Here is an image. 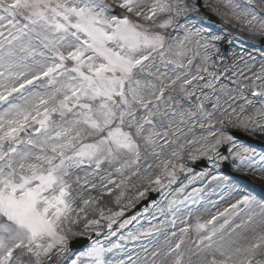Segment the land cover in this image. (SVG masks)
Here are the masks:
<instances>
[{
  "label": "snow or ice",
  "instance_id": "6c2138e0",
  "mask_svg": "<svg viewBox=\"0 0 264 264\" xmlns=\"http://www.w3.org/2000/svg\"><path fill=\"white\" fill-rule=\"evenodd\" d=\"M116 3L126 14L116 13L106 0H0V106H3L0 107V264H48L54 249L57 254L67 251L68 234H78L64 227L66 222H77L71 219L76 211L73 184H81L78 175L72 179L75 170L87 167L98 173L105 163L118 164L114 170L123 175L126 169L138 165L141 142L151 149L152 155L158 156L157 147L163 148L158 144L157 138L162 133L155 118L169 114L161 112L158 103L164 99L167 86L157 87L148 77L153 75L157 58L176 68L184 65L167 55L172 45L153 26L168 28L173 24V15L160 23L157 18L199 11L202 3L200 0L182 6L173 0H116ZM224 6L234 13L238 7L231 0ZM242 15L251 17L247 23L252 28L259 25L264 32V16L247 8ZM256 78L264 80V65ZM184 82L192 83L188 79ZM213 86L214 81L210 80L201 87ZM252 94L264 97V90ZM198 107L203 109V104ZM171 114L177 115L175 111ZM231 139L221 132L206 154L216 152L217 145ZM245 159L247 156H240L237 170H250L264 180V163L258 169L246 168L241 166ZM170 163L162 164V172L172 183L176 176L174 165L173 171H169ZM180 170H185L183 165ZM107 179L116 183L111 174ZM150 182L162 184L159 176ZM242 183L257 191L251 182ZM259 191L261 200L251 194L242 195L223 211L194 225L195 250L188 251L200 258L199 264H264V189ZM83 203L87 206L92 201L85 199ZM256 207L261 209L258 230L253 229V235L243 245L225 241L223 233L233 218L244 213L250 222ZM79 210L82 212L84 208ZM100 216L104 218L102 211ZM107 219L111 228L112 218ZM98 224L93 219L84 227ZM181 231L186 233L188 229ZM181 244L183 240L173 249L177 255L172 264H186L184 254L179 251ZM111 251L112 248L93 244L71 264H109L104 254Z\"/></svg>",
  "mask_w": 264,
  "mask_h": 264
},
{
  "label": "rangeland",
  "instance_id": "374dc122",
  "mask_svg": "<svg viewBox=\"0 0 264 264\" xmlns=\"http://www.w3.org/2000/svg\"><path fill=\"white\" fill-rule=\"evenodd\" d=\"M179 1H181V5L184 3H196V0H173V2L177 4H179ZM247 1L252 2V4L258 2V0ZM106 2L111 4L112 8L120 9L116 0H106ZM201 3V10L185 13V15H187L185 19L189 22L190 32L193 30L200 32L205 42H208L210 36L203 34V32L209 33L211 32L209 29L214 28L215 30H219V33L224 34L223 40L227 39L226 43L228 42L230 44L225 45L227 46V50L231 44H235L236 48L241 52V48L244 47L243 43H246L248 45H255V48L260 52V49L256 46L257 42L255 43L251 40V35L248 37L244 30L239 31L237 26H233L232 23H222L224 17H228L229 13L233 12L232 8L224 6L228 3V0H201ZM231 3L238 6L235 13H233L243 17L242 20L246 18L242 15L245 8L257 14V10L246 7V3H244L243 0H231ZM169 15H173V17L176 16L175 14L161 15L157 18V23L163 22ZM132 19H135V17H132ZM141 22L145 24L150 23ZM173 22L176 23L177 20ZM177 26L178 27L170 33L167 31L171 26L168 28H157L153 26V30L164 35L166 37V43L172 45V49L175 47L176 52L181 51L183 53L181 56H175L173 54L171 58L179 60L184 67L176 69L175 65H161L157 67V69L164 74L175 69L176 72H178L179 69L187 71L189 69L191 75H197L203 77V79L192 82L195 86L193 88L194 95H192V97L183 95L180 100L178 96H176L175 99L172 98L169 90L170 81H152L157 87L167 86L164 92V99L158 102L160 104V111H167L169 113L168 116H172V111L177 112L176 118L186 120L192 124V126L196 128L198 135L204 136L205 134L209 135L210 132H216L217 136L210 135L208 139L192 141L191 143H195L196 146L190 147L188 152H186L184 144L180 143L184 141L185 137H180V142L178 141L179 144L174 142L171 138L163 137L164 144L172 141L171 145L167 146V158L160 156L159 159L154 162L147 159L148 155H152L151 149H146L141 142V159L138 165H133L132 168L126 169L123 175L116 173L114 170V167L119 166L118 164L110 166L105 163L101 166L98 173L93 172L92 169H88L87 167L75 170L74 175H78L81 178V184L78 187L77 184H73V196L77 191L79 192L80 198L74 196L75 203L73 207L76 211L71 214V219L77 222H66L64 227L66 230L70 228L72 232L78 233L77 235L69 233L68 239L73 237H85L90 241L85 248L77 252L70 251L68 247L67 251L57 254V250L54 249L52 255H54L55 258L49 264H71V260L75 259L77 255L87 250V248L91 247L93 244L98 247L102 246L106 249L112 248L111 252H105L104 254V259L109 262V264H120L121 261H123V264H172L177 255L176 251H173L176 244L183 240V244H181L179 251L184 254V245L193 246V241L197 240V234L194 231V225L197 222L208 220L212 215L229 207L231 203H234L242 195L251 194L256 196L258 200L262 199L258 196V192H260L259 189H264V180L258 179L250 170H237L236 165L241 164L240 156H247V159H245L241 165L242 167L258 169L261 167V164L264 163V159H262L264 158V97L254 96L252 94L254 91H261L264 89L261 86L251 87L247 85L245 83L247 81H245L238 84V87L242 90V93H239L238 89H232L230 85H237L236 82L241 75H248L254 70H262V65H264V53L261 51L262 53L260 52L258 57H255V61L250 63L248 67L243 70V73H240L236 69L241 63L237 64V62H230L228 60L225 64L227 65L225 69L227 68L226 70H229V72L226 71L225 74L226 80L228 81L225 83L222 81H214V86L212 88L204 89L201 86L209 82L207 81L208 77L213 78L214 76H220V74L214 72V70L209 71V69L215 68H210L213 60L212 58L216 54L214 45H210V47L207 45L206 47L207 50L211 51V63L205 61L206 64H199L201 62L198 63L197 55H195L197 47L191 49L192 41L182 30V22ZM251 31H253L252 36H254L253 39L255 40L259 41L261 37H264V32L259 29V25H257L256 28H252L249 25L247 32ZM190 32L189 34H191ZM260 35L262 36L260 37ZM185 37H187V39ZM191 38H193V36H191ZM248 54V50L245 51V56H248ZM157 60L160 59L157 58ZM187 60H191V64H186ZM161 67H167L168 69L165 72ZM204 69H207V71H204ZM222 86L227 88L226 94L222 91ZM209 91L211 95L215 94L216 96L212 101H209L207 97ZM246 93H250V95L247 96ZM238 94H242L243 99L247 97L249 100L257 102V105L248 106L252 109L253 115H248L245 121L244 119L241 121L228 119L225 122H221L219 116L216 115V110L217 107L220 106L221 100L223 99L226 101V104H228V102L232 104V97H237ZM202 96L205 97V101L199 102L197 97L199 98ZM211 102L215 105V109L214 105L212 108ZM200 103L203 104V109L198 107ZM242 107L244 106H241V109ZM153 111H155V109H153ZM164 118L165 117L159 116L155 118L157 128L162 133L158 138H161L165 132L166 126H164V124L162 125L163 121H161ZM257 118L261 119L262 126L260 130L252 132L248 129V121ZM201 125H203V127ZM169 129H172V127H169ZM221 132L231 136L232 139L217 145L216 152L206 154L215 140L219 138ZM234 132L238 135L246 136L252 143L235 140V137L232 136ZM222 148H224V152H221ZM156 151L160 153L157 149ZM173 152L178 153V156H174ZM209 155L212 156V159H209ZM217 155H219V158ZM192 157H196V159L193 160ZM222 157H227V159L225 160ZM201 160L208 162L207 168L195 169L193 166L194 163ZM168 161L171 162L169 164V171H173L172 166H175L174 171L176 179L172 183H169L171 178L164 176L162 172V164ZM184 162L189 165L184 166ZM223 164L227 166L229 164L231 174L235 175V177H225L220 174ZM149 165H151L150 168ZM180 165L184 166V171L180 170ZM134 171L135 174H133ZM109 174H111V179L115 180V184L108 182L107 177H109ZM157 176L161 179V185L150 182ZM213 176H221L225 179L217 181L212 179ZM101 177H105V179ZM85 180L87 181L86 184ZM244 181L256 185L257 191H253L250 187H245L242 183ZM223 182L229 184V186L227 185V188L226 186H222L221 184ZM93 184L95 187H92ZM233 187L236 190H232ZM86 188H92L93 190L90 198H87V200L92 201V203L87 206L83 203L85 199L81 198L82 194L84 195L85 192H87L85 190ZM224 188H226L229 193H227ZM197 189L200 190L199 193H197ZM148 190L155 194V198L149 202L147 207H142L141 211L130 213L134 205L146 198L145 193ZM176 190L177 192H175ZM141 192L144 193L143 196L140 195ZM118 197L119 202H117ZM173 201H175V203L169 207L170 202ZM80 208H84V211L81 212L79 210ZM101 211L103 212L104 218L100 216ZM113 213H122V215L118 217L114 216ZM260 216L261 214L257 212V208H255L251 214L250 222L249 217L244 213H241L239 217L233 218V223L223 233L224 240L236 242L240 245L245 244L246 238H250L253 235V229L258 230L261 221ZM108 217H111L113 221L111 228L108 227ZM93 219L98 220L99 224L90 225L85 229V223ZM123 221L128 222L126 226H121ZM220 222H222V220L218 221V223ZM236 225H240V227H236ZM183 228H187L188 231L186 233L182 232L181 229ZM129 234L136 237V239L130 238ZM121 237H124V239H121ZM186 241H188V243H186ZM117 244L120 245V247H113V245ZM163 247L165 251H169L167 254H170L172 257L163 253ZM199 259L192 263L199 264Z\"/></svg>",
  "mask_w": 264,
  "mask_h": 264
},
{
  "label": "bare ground",
  "instance_id": "6f19581e",
  "mask_svg": "<svg viewBox=\"0 0 264 264\" xmlns=\"http://www.w3.org/2000/svg\"><path fill=\"white\" fill-rule=\"evenodd\" d=\"M246 3H249V2H246ZM243 5H245V4H243ZM250 5H251V7H256L259 14L261 12V15L264 16V3H262L261 0H260V2L258 0L257 3L250 4ZM245 6L248 7L247 5H245ZM242 18L243 17H240V16H238L232 12V13H229L228 17H224V19L222 20V23H228V22L233 21L234 24L237 25L240 29H243V28L246 29L247 26L249 25L247 23V20L250 19L251 17L250 16L246 17V18H244V20H242ZM183 28H184L183 30H184L185 34L189 37L190 28H189V25L187 24V22ZM195 38H196V40H193L191 42V45H192L191 49L193 47H197V51L195 52V55H197L198 63L201 62L199 64H206L205 61H207V63H211V60H212L210 58L211 51L207 50L205 45L217 43L218 39L216 38L215 40H212L210 42H205L204 38L198 34ZM174 49H175V47H174ZM174 49H171V51H169L170 54L168 52V56L170 58H171V55H173L176 52V49H175V51H174ZM228 51L232 53L231 56H228L230 61L237 62V64L241 63L239 66L236 67V69L240 73H243V70L246 67H248V65L250 63H252V59H255V58H252V56H257V52L254 50H253V52L248 51V53H249L248 56H245V53L240 52L236 48L235 44H233L232 47ZM187 52H189V51H187ZM186 64H189L188 60L186 61ZM161 65L167 66L164 63H162L160 60H156L154 62V66L152 67V72H154V73L151 77H148V78H150L149 80H151V81H170L169 82L170 83L169 84V90L171 92L172 98H174V99L176 98V96H178V99L180 100L183 95L188 96L189 93L193 92V88H194L193 85L194 84L193 83L187 84L184 82L185 79L192 81V75L190 74L189 69H188V71L184 70V69L183 70L179 69L178 72H176V69H177L176 68L175 70L170 71L169 72L170 74L169 73L164 74L162 71L157 69V67H159ZM161 68H162V70H165V72L168 69L167 67H161ZM182 73H184L183 76H182ZM260 73H261V70H258V71L254 70L252 73H250L248 75H241L239 77V80L236 82L237 85H230V88L238 89L239 93H242V90L238 87V84H240L241 82L247 81L245 83L251 87L261 86L264 89V80H258L256 78L257 74H260ZM178 75L180 76V79H177ZM171 76H173V77H171ZM173 81H175L174 84L172 83ZM181 87H183L184 91H181ZM222 91L224 92V94H226L227 88L225 86H222ZM246 94H247V96L250 95V93H246ZM232 98H233L232 104H230V102H228V104H226V101H224L222 99L220 106L217 107L216 115L219 116V119L221 122H225L228 119L236 120V121H241L244 119V121H245V118L248 115H253L252 109H250L248 106L257 105V102H253V101L249 100L247 97L243 99L242 94H238L237 97H232ZM212 100L213 99L211 98L210 101H212ZM198 101L204 102L205 97L204 96L200 97L198 99ZM249 102H251V103H249ZM213 105H212V108H213ZM241 106H244V107H242V109H241ZM243 108H245V109H243ZM214 109H215V107H214ZM256 113H257V110H256ZM176 116L177 115L166 116L163 120H161V121H163L162 125L164 124V126H166L165 132L167 133L166 136L163 135L161 138H158V144L163 145V148L161 149V148L157 147V150L160 151L159 155L158 156L148 155L147 156L148 160H151L152 162H154L157 159H159L160 156H162L163 158H167V156H166V150L168 148L167 146L171 145L172 141L168 142V143L166 142L164 144L163 137L164 138H171L176 143H178V141L180 142V137H185L184 141L183 142L181 141L180 143L184 144V146L186 147V152H188V149L190 147L196 146L195 143L194 144L191 143L192 141H195V140L201 141L203 139H208V137L210 136L208 134H205L204 136L198 135L196 128H194V126H192V124H190L186 120L177 119ZM260 120L261 119H258V118L254 119V120H249L248 121V128H250L254 132L256 130H260V127L262 126V121H260ZM169 127H172V129H169ZM75 177H76V175H73V180H75ZM221 185L226 186V188H227V185L229 186V184H227L225 182H223ZM78 186L79 185H77V187ZM226 188H224V189H226ZM85 190L87 192H85L84 195L82 194L81 198H83V199L88 198L89 199L91 194H92L91 192L93 190H92V188H86ZM177 190L175 192H177ZM226 192L229 193V191L227 189H226ZM74 196H76L77 198H80L79 192L76 191L74 193ZM258 196L260 198H262V195L260 192H258ZM256 208H257V212H259L261 214V209L259 207H256ZM114 216L120 217L121 215H114ZM126 224L127 223H125L124 221L122 222L123 226H126ZM162 237H170V236H162ZM186 243H188V241H186ZM189 249L195 250V245H193V246H189L187 244L184 245V255H185L186 264H188L189 258L191 260V263L199 259L198 256L191 255L188 251ZM163 250H164L163 253H165V255H167L169 257L171 256L170 254H167V252H169V251H167V250L165 251L164 247H163Z\"/></svg>",
  "mask_w": 264,
  "mask_h": 264
}]
</instances>
